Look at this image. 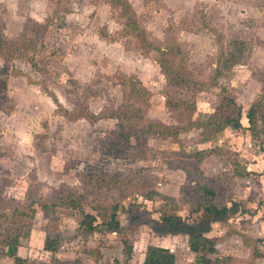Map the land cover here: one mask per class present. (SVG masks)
<instances>
[{
  "label": "rangeland",
  "instance_id": "rangeland-1",
  "mask_svg": "<svg viewBox=\"0 0 264 264\" xmlns=\"http://www.w3.org/2000/svg\"><path fill=\"white\" fill-rule=\"evenodd\" d=\"M127 2L164 56L129 33L108 0H0V264H142L148 246L168 249L175 264H200L187 238L212 235L214 224V241L239 225L254 247L264 244V121L255 136L244 128L264 94V0ZM229 57L233 66L215 76ZM159 60L182 87L166 83ZM226 95L241 106L239 130L193 125L166 136L157 127L206 123ZM211 177L217 201L237 204L222 220L192 213L193 182ZM70 195L77 208L60 206ZM39 203L57 206L42 212ZM31 205L32 218L11 216ZM113 206L118 226L101 225ZM80 210L95 217L92 231L78 226ZM169 214L187 218L188 230L150 228ZM28 229L15 263L1 241ZM236 235L208 257H246ZM44 236L55 252L42 251Z\"/></svg>",
  "mask_w": 264,
  "mask_h": 264
},
{
  "label": "trees",
  "instance_id": "trees-1",
  "mask_svg": "<svg viewBox=\"0 0 264 264\" xmlns=\"http://www.w3.org/2000/svg\"><path fill=\"white\" fill-rule=\"evenodd\" d=\"M108 3L111 7L117 8L119 10V16L124 21V27L128 29L129 33L132 35H135L139 43L144 44L146 46L145 48H150L151 50L158 52L159 55L162 57L164 56V51L160 49H156L148 46L146 44L145 39L143 38V32L138 28L136 23V17L135 13L132 10L130 4L127 2V0H108ZM231 57L225 61L226 65H223L221 69L216 68L215 70V76H219L220 72L223 71H229L231 66H233L234 61ZM219 62V61H218ZM222 63V62H221ZM219 64V63H218ZM158 67L164 76V79L166 83H168L172 87H182L183 81L180 78V75L176 73V71L169 69L167 66V63L164 60L158 61ZM219 69V70H218ZM132 92L138 93L134 88L131 89ZM51 101L55 105V107L59 108V103L56 101L55 97L50 96ZM60 110V109H59ZM192 109L190 110V112ZM66 111H63V114H66ZM242 118V111L241 106L237 103L234 96L226 95L223 96L218 105L214 108V111L212 115L209 116V120L206 123L201 122H191L187 123L190 124L189 126H186V128L179 127L177 129L173 128L172 130L168 131V129L163 125L159 124L157 127H159L162 131H164L166 136H177L179 132H184L187 129L191 128L193 125H196L197 127L206 128L208 133H217L218 131L230 127L233 130H239L242 128L243 125H241ZM96 120H100L101 118L94 117ZM244 120H245V130L251 135L255 136L257 135V128H258V122L264 121V94L258 99L255 100V102L251 103L249 107L247 108L245 114H244ZM152 126V125H151ZM150 126V127H151ZM264 133V130L263 132ZM206 152V150L198 151L195 154L198 156L203 155ZM185 174H187L188 177H190V173L185 170ZM249 173H243V176L248 175ZM202 181H205L202 179ZM217 183L215 178H210L206 182L202 183H195L193 182V192L195 195H197L198 202L195 206V210L192 213H199L201 215H208L212 218H216L219 220H222L226 217V215L231 212L235 207H237L236 203H230L229 206L226 205V203L218 202V194H219V188L217 187ZM61 204L62 205H69L72 208H77L79 205V202L77 201V197L74 195H70V198L68 197H61ZM163 200L165 201H172L167 197H164ZM31 202L30 204H32ZM34 205V204H32ZM32 205L28 209V213H21L17 210H13L11 216L14 215L19 217H26V218H32L34 214V209L32 208ZM57 205L51 204L50 206L40 204L39 208L40 211L46 212L49 209L55 208ZM116 207L113 206L109 212L108 220H103L101 222V225L109 227V226H118L117 221H115L114 213L116 211ZM177 212V211H175ZM174 212V213H175ZM191 212V211H190ZM79 214L82 217V220L78 222V226L83 229L85 232H90L94 228V222L95 217L83 213L81 210L79 211ZM191 222H187V218H181L177 214H169V215H159V217L156 220L150 221V228L153 229L156 226L159 225H165L167 227H176L177 225L184 230H188ZM30 233V230L28 229L26 232L22 234H16L13 237H8L5 239L3 244H5L6 247V256L11 257L13 262L19 263V259L16 256V248L18 246V239L19 238H28ZM255 239H250L247 237H242V242L251 247V256L256 257L258 256V250H256ZM188 243V250L193 253L196 256V261L201 264H209L210 260L207 259L206 255L212 254L215 252L214 250V243L213 240L206 237L202 233H196L194 235H189L187 238ZM42 250L45 252L53 253L56 251V243L51 242L48 237L44 236L43 242H42ZM129 250V251H128ZM128 250L125 251L126 259L129 258L131 250L128 248ZM142 264H174V256L171 252H169L166 248H160V247H154V246H148L145 250L143 262Z\"/></svg>",
  "mask_w": 264,
  "mask_h": 264
},
{
  "label": "crops",
  "instance_id": "crops-1",
  "mask_svg": "<svg viewBox=\"0 0 264 264\" xmlns=\"http://www.w3.org/2000/svg\"><path fill=\"white\" fill-rule=\"evenodd\" d=\"M251 214H252V212H251ZM245 221H244V225L245 226H248V221L246 220V219H244ZM228 222H231V221H228ZM223 223L224 225H219L218 224V226H220L221 228H222V226H224L225 228H227V227H229L230 225H228L229 223ZM237 222V221H236ZM240 222V221H239ZM251 223H252V221H251ZM214 227V229H212V235H210V236H208V238H210V239H212L213 240V238H215L216 236H217V234H219V230H218V228L216 227V229H215V226H216V224H214L213 225ZM231 227V226H230ZM232 228H233V230L231 229V231L232 232H228V233H226V235L225 236H223V239L222 238H220L219 240H223V241H227V242H229L230 243V241H231V235H235V237L237 236L236 235V232H240L241 234H243L245 237H247V238H250V239H254L253 237H249V235L247 234V232L246 231H244V230H242V226H239V225H237V227L236 226H234V225H232ZM223 229V228H222ZM251 236V235H250ZM207 237V236H206ZM213 237V238H212ZM238 237V236H237ZM241 238H242V236H241ZM263 238H264V236H263ZM219 240H213V242H214V250H215V252L214 253H212V254H209V256L210 255H214V254H216L217 252H219L218 251V249H219V247H220V245H218V244H215L216 242H218ZM242 244V247L243 248H245V250L247 251V255H246V257H241V258H237V257H234L235 255L234 254H231V253H224V254H220L219 253V256L217 257L218 259H221L222 258V261H220V260H215L214 262H213V260L214 259H212V258H210V257H208V255H206V257H207V259H209L210 260V262H209V264H264V252H263V250H264V244H262L263 246H257L256 245V250H258V256H256V257H252L251 256V247L250 246H247V245H245L243 242H241ZM237 244H240V243H237ZM229 247H230V245H229ZM43 251V250H42ZM45 252V251H44ZM169 252H171V251H169ZM172 253V252H171ZM193 254V253H192ZM194 255V254H193ZM174 256V255H173ZM195 256V255H194ZM17 258H19V257H17ZM174 264H175V258H174ZM201 264V263H200Z\"/></svg>",
  "mask_w": 264,
  "mask_h": 264
}]
</instances>
